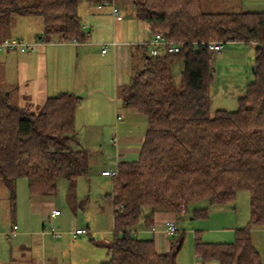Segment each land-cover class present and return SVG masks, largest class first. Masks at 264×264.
<instances>
[{
    "label": "trees",
    "instance_id": "1",
    "mask_svg": "<svg viewBox=\"0 0 264 264\" xmlns=\"http://www.w3.org/2000/svg\"><path fill=\"white\" fill-rule=\"evenodd\" d=\"M84 1L99 6L107 0H0V27L10 26L15 16H41V40L83 42ZM130 2L136 20L153 36L184 47L178 55L151 57L147 46H137L143 67L134 66L129 83L119 89L123 106L144 114L149 129L138 160L120 163L112 178L114 239L106 244L110 260L102 264H177L183 239L162 254L154 239L140 237L136 228L142 224L150 231L157 213L177 220L192 207L194 217H204L207 209L196 204L227 205L240 191L250 195L248 225L235 231L232 243L196 237L195 254L202 263L264 264L252 243V230L264 228V12L205 13L202 0ZM215 41L255 48V80L234 112L211 109L212 53L201 47L187 51L194 43ZM177 62L183 64L179 82ZM78 103L75 95L60 93L35 108L20 106L0 86V182L11 193L13 212L20 178L27 179L33 196L54 194L60 178L74 192L86 171L82 153L72 147Z\"/></svg>",
    "mask_w": 264,
    "mask_h": 264
},
{
    "label": "rangeland",
    "instance_id": "2",
    "mask_svg": "<svg viewBox=\"0 0 264 264\" xmlns=\"http://www.w3.org/2000/svg\"><path fill=\"white\" fill-rule=\"evenodd\" d=\"M126 2L124 22L117 24V27L121 25L118 34L122 35L124 31L123 35L125 36L117 38V40L127 42L136 49L135 40L142 31L139 30L140 24L133 15L135 12L132 2L130 0H126ZM84 3L86 2L84 1L80 5L79 12L83 17L84 32L98 34L94 23H86L89 21L83 14ZM104 9L105 11L109 10L108 7H104ZM202 11L205 13L264 12V0H202ZM113 20L112 17L105 20L107 28L112 30V33L115 30ZM44 27L45 20L41 16H15L10 26L0 27L1 40L21 39L27 45H34L33 50H26V52L16 50L0 52V86L10 94L12 104L35 108L42 104L47 97L58 94L54 91L56 89L52 88V80L49 81L50 86L47 93L44 94L41 91L45 83L42 81L44 59L35 57L31 62H27L29 55L40 54L42 48L36 44L40 42L39 36L42 35ZM48 42L42 45L50 49L53 47L60 49V47H56L61 45L60 39L53 38ZM93 49L90 52L93 59L89 57L88 62L81 59L82 65L78 59V69L80 65H86L92 74L99 69L97 65H100ZM78 51L79 48L71 50V70L77 67ZM110 55V58L107 57L106 60L112 58ZM255 58L254 46L243 43H228L222 53L213 57L215 69L211 86L212 111L234 112L239 108V98L245 94L248 85L255 80L252 70ZM75 59L76 64L74 63ZM27 64L30 65L29 74L34 77L30 82H25L22 78L28 75ZM38 64L41 65L37 68ZM51 65L50 62L48 66L50 73L53 72ZM180 73L181 70L174 73L176 82L180 80ZM106 79L107 74H105ZM89 83L92 82L89 80ZM12 84L21 87L12 89ZM118 99L117 103L120 109L118 113L123 115L121 99L120 97ZM86 104L83 105V109L89 112V109L84 107ZM109 108L110 112L114 113V104H110ZM139 117L145 121L147 119L143 114H140ZM90 122L93 123L89 124V119L82 121L79 115L76 127L78 144L74 147L82 153L86 171L79 176L74 193L70 190L69 182L65 178H60L54 194L33 196L29 192L27 179L20 178L16 180V199L13 212L7 190L0 184L2 187L0 188V264H40L43 255L48 260V264H102L110 260L106 244L111 243L114 239L113 204L109 196L113 191V185L112 178H101L99 173L104 168L115 167L117 153L116 149L110 145L108 137H106L104 145L103 136L108 128L103 129L102 124H96L97 121ZM113 130L112 128L111 131ZM100 144L103 145L102 149ZM36 201L53 202L55 208L62 215L51 220L47 216V211L43 213L42 209L35 208ZM196 205L199 206L197 208L207 209L204 217L192 218V207L185 216L174 220L177 221L178 233L170 240L183 239L177 264H202L195 254V234H198L205 242L204 238H212L211 236L215 235L218 229H224L226 234L234 235L232 241H227L232 243L235 240L233 231L246 227L250 222V195L247 191L238 192L235 201L227 205H209L207 202ZM148 212V208L144 209L141 222ZM74 226H77L78 229H87L88 227L92 235H81L75 239L72 236V232L76 230ZM230 231L232 232L230 233ZM54 234H61V236L57 237ZM229 235L227 234V236ZM139 236L149 237L144 234ZM252 243L264 262L263 228L252 230ZM36 260L38 263H35ZM208 264L218 263L212 261Z\"/></svg>",
    "mask_w": 264,
    "mask_h": 264
},
{
    "label": "crops",
    "instance_id": "3",
    "mask_svg": "<svg viewBox=\"0 0 264 264\" xmlns=\"http://www.w3.org/2000/svg\"><path fill=\"white\" fill-rule=\"evenodd\" d=\"M85 2L86 3L83 4V14H84V17L87 18V20L89 21L86 23H94L97 27L98 34L94 32H92L91 34L84 32V34L86 35V39L83 42L75 41V42L66 43L60 40L61 45L56 46V47H60V49L54 48V47L53 49H50V48L44 47L45 45L37 44V46H40V48H42L40 50V54L37 53L36 55H33V54L29 55L27 58V62L28 63L31 62L35 57L36 58L42 57L44 59L43 63L45 65L43 64L42 66L43 68L42 81L43 83L44 82L45 83L43 85V89H41V91L44 94H46L47 91L49 90V86H50L49 81L52 80L53 83L51 81L50 82L52 84V88L56 89L54 91L58 93L57 95H59L60 93H71L79 98V103H78V107H77V111L75 115V130L77 127L79 115L82 121L89 119V124L93 123L90 121H97L96 124H102L103 129L105 127L108 128V131L103 136L104 145L106 144V137H108L110 145L116 149L117 158L115 160L114 168L112 167L104 168L99 173V175L101 178H109V177L103 176L102 172L105 170L115 169L122 162H133V161L138 160L139 155L142 150V146L145 142L146 133L149 129L148 119H146L145 121L144 119H141L139 117L140 114L142 113L137 112L135 110L126 109L123 106V103L121 100L124 112H123V115H120L118 113L120 109L117 103L119 100L118 92H119L120 87L129 83L128 81H130L131 76L134 72V69H133L134 66H135V69H141L143 67V61H142L140 51L137 49H134L132 47L133 45H130L127 42H121L117 40V38H120V37L122 38V36H125L123 35L124 31L122 35L118 34V29L121 25L117 27V24L119 22H124L125 13H126L125 9L127 7L126 0H116V3L120 7L122 14L124 16L122 21H116L111 16L109 10L105 11L104 8L102 9L98 8V6L95 3H90L87 1ZM79 12H80V8H79ZM79 16H80L82 25H84V21H83V17L81 16V13H79ZM111 17L114 19L113 28L115 26V30H113V33H112V30L110 31V29H108L105 24V20H107L108 18L111 19ZM139 24H140L139 30L142 32L140 33L138 38L135 40L136 42L134 46L136 47L139 45H145V43H148L153 37V34L151 33L149 26L147 24L142 23V22H139ZM83 29H84V26H83ZM39 40L41 41V36H39ZM74 48H79V51L76 56L77 57V67L75 66L76 69L71 70L70 66L72 63V60H71L72 58H71L70 53H71V50H74ZM91 49H93V52L95 53L98 61L100 62V65H97L99 66V69L94 74H92V72L88 70L86 65L81 66L82 65L81 59L84 60L85 62H88L89 57L93 59V56H90ZM105 49H106V52H104ZM109 54H111L110 56L112 58L106 60V58L109 57ZM78 59H80L79 63L81 64L79 66V69H78ZM50 62L52 64L50 67L53 68V72L51 73L49 72L50 69H48ZM74 63L76 64V59ZM40 65L41 64H38L37 68ZM29 67L30 65L27 64V74L28 75L22 77L25 82H30V80L33 81L32 79H34V77H32L29 74V69H28ZM182 68H183V64L177 62L174 65V73L177 70L178 71L182 70ZM105 74H107L106 80H105ZM89 80L92 83H89ZM20 87H21L20 85L15 86V84H12V89H17ZM84 104H86L84 107H87L89 109V112L83 109ZM110 104H114V113L113 112L111 113L109 110ZM138 125L140 126V128ZM112 128L114 129L113 131H111ZM76 137L77 135L75 132V139ZM114 137H117L118 139L117 144L113 143ZM77 144H78V141L75 140V142H73L72 144L73 149L75 148L74 146ZM100 148L101 149L103 148L102 144H100ZM74 150L78 151L76 148ZM86 176L89 178L88 175ZM0 184H2V186L6 188L8 197L10 199L11 193L8 187L4 185L3 183H0ZM77 185H78V182L76 183V188H77ZM112 185H113V182H112ZM36 202L37 203L34 204L35 208L42 209L43 213L47 211L46 212L47 216H49L51 220H55L59 216L62 215V213L60 212V215L55 218L51 216L54 210H58L55 208V205L53 202L51 201H48V202L36 201ZM112 204H113V201H112ZM192 218H196V217H194L193 215ZM172 219H176L173 214L157 213L155 215V226H154L156 231L144 230V228L141 226L138 227V229L136 228V230L141 235L142 234L149 235V237H145V238H153L156 244L157 251L159 253L166 254L170 251L172 241L170 240L171 237L168 236L164 232L163 229H164L165 222L172 220ZM113 223H114V207H113ZM74 227H76V230L78 229L77 226H74ZM87 230L89 231V234L87 236L92 235L88 227H87ZM231 232L232 231H230V233ZM215 233H216L215 235L211 236L212 238H204L206 239L204 243H230L227 241H232L234 237L232 233H231L232 236L229 235V233H227L229 235L227 236L226 231L224 229L223 230L218 229V231H216ZM54 235L57 237L61 236V234H54ZM196 237H199L198 234H195V239ZM196 257L197 259H199L197 255ZM40 261H41L40 264H48V260L46 259L44 255L42 256ZM35 263H38V261L36 260ZM208 263H202V264H208Z\"/></svg>",
    "mask_w": 264,
    "mask_h": 264
},
{
    "label": "built area",
    "instance_id": "4",
    "mask_svg": "<svg viewBox=\"0 0 264 264\" xmlns=\"http://www.w3.org/2000/svg\"><path fill=\"white\" fill-rule=\"evenodd\" d=\"M104 7H108L111 16L116 21H122L124 16L122 14L121 9L115 4V0H107L104 2V4H101L98 6V8L102 9ZM75 42V41H74ZM49 42L41 40L38 42V45L47 44ZM36 44V45H37ZM227 42L223 41H215V42H207V43H194L192 46L187 48V51L198 49L199 47L208 49L212 56H217V54H220L225 49V46L227 45ZM145 46H147L149 55L151 57H161L164 55H178L183 50V44H178L175 41H172L168 38H166L162 34H156L152 37V39L145 43ZM34 45H27L24 43L23 40L17 39V40H10V39H4L0 40V52L3 51H20V52H26V50H33ZM106 52V49L104 50ZM113 143L117 144L118 139L117 137H114ZM118 167L115 169L105 170L102 172L103 176L113 178L118 175ZM60 215L59 210H54L51 214L53 218ZM164 232L170 236L174 237L178 233L177 223L175 221H167L164 224ZM152 231H156V229L153 227ZM14 234V233H13ZM89 231L85 228L77 229L72 232V236L76 239L78 236L81 235H88Z\"/></svg>",
    "mask_w": 264,
    "mask_h": 264
},
{
    "label": "water",
    "instance_id": "5",
    "mask_svg": "<svg viewBox=\"0 0 264 264\" xmlns=\"http://www.w3.org/2000/svg\"><path fill=\"white\" fill-rule=\"evenodd\" d=\"M253 71H254V67H253V69H252ZM6 95H9V93H6Z\"/></svg>",
    "mask_w": 264,
    "mask_h": 264
}]
</instances>
